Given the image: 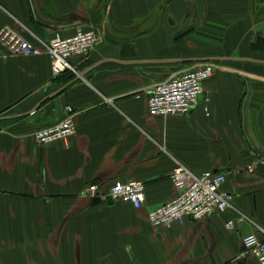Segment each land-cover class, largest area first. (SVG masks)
<instances>
[{
	"label": "crops",
	"instance_id": "obj_1",
	"mask_svg": "<svg viewBox=\"0 0 264 264\" xmlns=\"http://www.w3.org/2000/svg\"><path fill=\"white\" fill-rule=\"evenodd\" d=\"M78 27L101 42L70 60L85 73L74 82L53 77L46 55L0 45V118L12 121L0 125V264H258L242 238L264 230V64L213 62L187 115L150 116L147 99L192 61H264L248 50L264 37V0H0V30L33 43ZM66 107L76 125L68 146L36 145L32 132ZM176 163L224 174L236 212L154 230L147 212L174 197ZM116 180L145 184L141 208L85 195Z\"/></svg>",
	"mask_w": 264,
	"mask_h": 264
},
{
	"label": "built area",
	"instance_id": "obj_2",
	"mask_svg": "<svg viewBox=\"0 0 264 264\" xmlns=\"http://www.w3.org/2000/svg\"><path fill=\"white\" fill-rule=\"evenodd\" d=\"M101 42L98 31L92 27H78L74 34L67 38L56 35L50 41L33 43L10 28L0 30V45L9 55L39 56L46 55L50 60L53 77L69 72L78 75L70 60L75 57L88 56ZM213 62L196 63L182 74L156 83L147 99V112L150 116L167 117L187 115L203 95V83L215 73ZM204 102H208L205 99ZM207 111V109H205ZM76 133L74 111L65 108V115L57 124L37 129L31 136L38 146L62 142L68 146L70 139ZM259 160L247 167L252 172ZM175 190L174 197L165 204L149 210L147 220L150 226L157 230L169 228L172 225H182L186 220L200 221L211 214L235 211L232 197L224 188V174L204 172L200 175L192 173L180 163H176L170 177ZM85 195L98 201H122L139 209L144 204L145 184L141 181H114L109 189L100 192L97 185H89ZM236 212V211H235ZM238 214V213H237ZM239 220L244 216L238 215ZM234 221H228L226 227L232 229ZM244 248L258 264H264V230L245 235L242 238Z\"/></svg>",
	"mask_w": 264,
	"mask_h": 264
},
{
	"label": "water",
	"instance_id": "obj_3",
	"mask_svg": "<svg viewBox=\"0 0 264 264\" xmlns=\"http://www.w3.org/2000/svg\"><path fill=\"white\" fill-rule=\"evenodd\" d=\"M248 50L250 53H264V37L257 35L255 37V40L250 43ZM227 61H238V62H249V63H256V64H264V61H260V60H256V59H250V58H246V59L245 58L244 59H241V58H216V59H205V60H198V61H192V62L204 63V62H227ZM84 75H85V73L78 74L76 76V79L73 80L72 82L76 81L79 78H83ZM65 87H67V86H65ZM65 87H63L62 89H64ZM60 91H58V92H60ZM58 92L50 95L46 100L53 98L54 96L57 95ZM7 119L8 118H0V121L7 120Z\"/></svg>",
	"mask_w": 264,
	"mask_h": 264
},
{
	"label": "trees",
	"instance_id": "obj_4",
	"mask_svg": "<svg viewBox=\"0 0 264 264\" xmlns=\"http://www.w3.org/2000/svg\"><path fill=\"white\" fill-rule=\"evenodd\" d=\"M66 73H69V72H66ZM65 74V73H63ZM70 76L68 77L67 81L69 82L71 79H73V75L70 73L69 74ZM9 122H12V121H2L0 122V125H3V124H6V123H9Z\"/></svg>",
	"mask_w": 264,
	"mask_h": 264
},
{
	"label": "rangeland",
	"instance_id": "obj_5",
	"mask_svg": "<svg viewBox=\"0 0 264 264\" xmlns=\"http://www.w3.org/2000/svg\"><path fill=\"white\" fill-rule=\"evenodd\" d=\"M257 36V35H256ZM260 36V35H259ZM218 41V40H217ZM252 54H256V53H252ZM259 57V56H258Z\"/></svg>",
	"mask_w": 264,
	"mask_h": 264
}]
</instances>
